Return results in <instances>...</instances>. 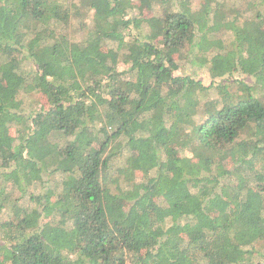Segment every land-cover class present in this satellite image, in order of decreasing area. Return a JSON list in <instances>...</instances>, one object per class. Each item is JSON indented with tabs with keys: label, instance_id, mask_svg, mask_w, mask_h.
<instances>
[{
	"label": "trees",
	"instance_id": "trees-1",
	"mask_svg": "<svg viewBox=\"0 0 264 264\" xmlns=\"http://www.w3.org/2000/svg\"><path fill=\"white\" fill-rule=\"evenodd\" d=\"M137 2L0 0V264H264V0Z\"/></svg>",
	"mask_w": 264,
	"mask_h": 264
},
{
	"label": "rangeland",
	"instance_id": "rangeland-1",
	"mask_svg": "<svg viewBox=\"0 0 264 264\" xmlns=\"http://www.w3.org/2000/svg\"><path fill=\"white\" fill-rule=\"evenodd\" d=\"M134 2L138 4L137 0H134ZM241 9H244V6H242ZM136 13H140L145 18H149V17H151L153 15L151 9H147L146 7H143V6H139V9L136 10ZM82 18H86L85 13H83V17ZM218 35H217L218 37H222L221 34H218ZM223 37H224V39L229 41L231 39V34L229 32H227V34L225 36H223ZM175 74H178V75H192L196 79H200L202 81V83L205 84V85H208L209 82L211 81V79L209 78V76L206 73L200 72L196 65H192L189 62H186L180 69H178L175 72ZM234 77L241 78L242 76L238 75V74H234ZM220 80L221 79L217 78L214 81L215 82H219ZM246 80H247L248 83L251 82L250 78L246 77ZM24 100H25V105L28 107L27 110H35V109H37L39 107L43 108V107H45V104H46L44 93H33L28 98H25V97H23V95H20L18 97L17 101L21 103ZM123 160H124V155L122 157L112 158L111 163H110V166H111L110 171H112V169L114 167H116V168L122 167ZM136 176L138 178H142L143 174L139 173V174H136ZM17 195H18V193L15 191L13 197H15ZM254 261H257V258Z\"/></svg>",
	"mask_w": 264,
	"mask_h": 264
}]
</instances>
